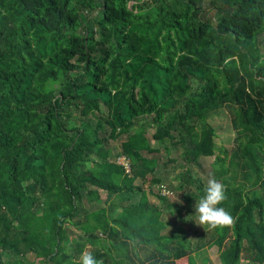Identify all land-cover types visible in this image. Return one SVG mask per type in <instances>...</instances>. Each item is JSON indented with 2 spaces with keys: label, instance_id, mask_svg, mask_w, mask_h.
<instances>
[{
  "label": "trees",
  "instance_id": "16d2710c",
  "mask_svg": "<svg viewBox=\"0 0 264 264\" xmlns=\"http://www.w3.org/2000/svg\"><path fill=\"white\" fill-rule=\"evenodd\" d=\"M207 4L0 0V264H80L87 245L102 264H210L215 247L219 264H243L245 249L264 264V0ZM223 104L238 108L254 188L224 185L218 206L235 224L208 226L204 251L164 233L163 209L137 182L163 183L160 157L141 155L160 152L150 133L190 166L215 159L225 177L215 129L196 126ZM178 177L198 190L191 203L205 195L192 170ZM151 192L182 220L183 206Z\"/></svg>",
  "mask_w": 264,
  "mask_h": 264
},
{
  "label": "rangeland",
  "instance_id": "374dc122",
  "mask_svg": "<svg viewBox=\"0 0 264 264\" xmlns=\"http://www.w3.org/2000/svg\"><path fill=\"white\" fill-rule=\"evenodd\" d=\"M211 0H207V5ZM238 108L233 104H223L220 107L216 108L212 112H210L205 121L197 123V130H201L204 124H210L216 133L215 138V154L218 158L222 159L225 167L228 169V174L220 179V182L223 185H240L241 183H246L247 189L252 190L254 186H252L253 177H249L251 169L249 168L248 161L242 157L240 151L241 141L246 142L247 137L240 132V126L237 118ZM154 134L150 133L149 138L151 144L154 149L160 150L159 153L150 154L147 152H141L143 158L151 159V157L155 156L156 158L160 157V166L157 172V175L161 177L163 180L162 185L151 186L150 183L142 184V181L139 180L137 184L141 185L144 191L148 194L150 201L160 206L163 209V217L165 218V223L167 226V230L164 232L165 234L171 233H181L187 235L191 238L192 242L195 246H199V243L203 244V238L205 236V232L208 229L207 225H199L198 216H196L195 212V204L199 200L196 199L193 203H191L188 199L189 194L193 196V194H198V190L194 187L187 185V178L185 177L184 183L185 185H181L183 178H179L178 175L186 172L187 170H192L193 174L202 177L205 183V187L207 188V181L209 177L216 175L213 169V163L215 159H200V161L196 164H192L191 166L182 159L181 153L183 151L182 148H175L171 146L168 142L163 143L160 141H156L154 139ZM123 140H126L124 137ZM166 147L171 148L170 154L166 151ZM112 152H116L120 150V142L111 141ZM178 160L175 165H166L169 160ZM96 160V159H94ZM118 163L123 164L125 166L128 165V162L123 158H119L117 160ZM131 173V172H130ZM188 175V174H187ZM185 175V176H187ZM183 176V175H182ZM191 188V190H190ZM258 189V188H257ZM162 192L163 195H166L172 203L177 202L179 205L184 207L183 212L181 213L182 220L178 219V215L173 212L176 211V208H165L166 205L161 204V202L156 198V196L151 191ZM260 193L264 192L263 189H259ZM259 193V194H260ZM140 194L136 196L134 201H138L140 199ZM71 233L70 237L78 238L79 240H84V237L81 236L82 232L76 229L74 226H70ZM83 235V234H82ZM100 247H95L91 245H87L86 251L91 252L92 254L98 250ZM205 248V245L203 249ZM206 249H204L205 251ZM208 256L211 260L210 264H219V249L217 247L213 249H207ZM243 257V264H254L249 257L251 256V252L248 249H245ZM117 257H119V253L116 251L114 253Z\"/></svg>",
  "mask_w": 264,
  "mask_h": 264
},
{
  "label": "clouds",
  "instance_id": "9594fccd",
  "mask_svg": "<svg viewBox=\"0 0 264 264\" xmlns=\"http://www.w3.org/2000/svg\"><path fill=\"white\" fill-rule=\"evenodd\" d=\"M227 199L225 186L215 179L209 177L205 195L195 204L196 216L199 225H207L210 228H228L235 224V217L224 207H220ZM80 264H102L89 251H84L80 257Z\"/></svg>",
  "mask_w": 264,
  "mask_h": 264
},
{
  "label": "built area",
  "instance_id": "2783aa9c",
  "mask_svg": "<svg viewBox=\"0 0 264 264\" xmlns=\"http://www.w3.org/2000/svg\"><path fill=\"white\" fill-rule=\"evenodd\" d=\"M127 167V169L129 170V167L128 166H126Z\"/></svg>",
  "mask_w": 264,
  "mask_h": 264
}]
</instances>
